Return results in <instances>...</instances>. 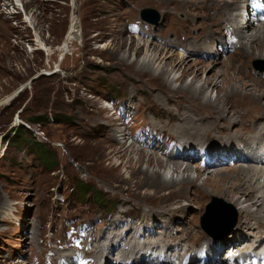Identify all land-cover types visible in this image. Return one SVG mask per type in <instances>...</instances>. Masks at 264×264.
Returning a JSON list of instances; mask_svg holds the SVG:
<instances>
[{"label":"rangeland","instance_id":"374dc122","mask_svg":"<svg viewBox=\"0 0 264 264\" xmlns=\"http://www.w3.org/2000/svg\"><path fill=\"white\" fill-rule=\"evenodd\" d=\"M161 1L0 0V264H50L53 255L54 262L59 260L57 263H62L66 261L68 255L74 256L73 250L64 247L62 240H67L68 235L79 226H83L86 233L90 232L84 239V251L95 264L91 228L98 227L103 220L111 222L121 206L128 207L129 210L124 217L130 221L127 225L137 223L148 211L160 214L174 211L177 216H167L165 225L154 230V237H182L180 242L183 249L194 248L196 255H191L194 260L198 252L203 251L201 250L203 241L195 243L193 240L196 232L186 236L192 228L186 226L185 222H179L176 208L180 201L169 196L168 190L158 193L155 189H148L152 194H147L148 197L145 198L146 189H140L143 197H137L130 192L134 196L131 198L130 206L121 203L119 198L122 201L127 200L126 193L129 188L125 181L130 177V171L125 170L127 156L118 155L124 154L123 149H118L122 144L115 147L100 141L101 138L111 137L109 134L110 132L113 134L111 125L119 130L123 122L125 126L129 125L133 134L130 132L127 145L131 144L130 139L134 137V132H137L138 140L145 134L147 141L150 139V142L155 141L156 145L153 148L146 144V150L148 153H156L155 157L160 160L167 159L164 152L170 148L172 152H176L179 143L182 146L184 140L189 141L187 146L194 148L190 153L196 154L194 160L189 162L190 175L193 179L200 176L196 183L198 186H201L212 173L216 174L218 171H222V176H214L215 179L218 177V180L224 181L226 185L228 183L231 185L230 183H235L240 175L238 166L264 167L263 163L247 161L244 156L232 154L233 158L237 157L238 160L234 168L229 164L211 169L210 172L201 169L202 150L215 151L227 144L235 147V144L231 145L228 143L229 140L214 136H207L206 141L199 142L200 140L190 136L188 131L178 129L179 124L162 122L160 117L167 116L161 109L165 101L161 100L159 94L163 93L145 85L138 90L141 79L155 87L165 85V82L160 78L153 80L149 75H139L131 67L134 66V61L142 60L147 54L145 48L142 55L135 56L133 51H130L134 43L143 44L146 39L149 41L154 39L159 45L166 41L179 42L176 39L179 37L183 40L186 29L191 32L196 27L197 31L192 33L195 37L205 26L202 13L209 11L206 10L210 8L209 5H214L211 1L206 3L203 0H195L201 2L197 5H187L184 0H175L176 3L170 0L171 4H163ZM248 4L250 5L251 1ZM145 9H153L158 15L154 13L144 15L142 12ZM173 19L178 23L173 22ZM245 21H248L247 17ZM73 22L77 23L80 31L69 44L67 37ZM132 24L139 26L138 35L131 32ZM179 28L180 33L177 32ZM149 30L153 33L151 38ZM225 38H223L225 43L215 47L213 52L203 51L191 56L192 60L190 59L186 66L176 68L172 72V66L168 67L171 75L167 79L172 84V89L190 84L193 79L192 72L198 71L200 67L204 68V63L208 67L200 70V78L195 82L196 87L201 86L205 77L213 76L215 71L221 70L223 63L229 60L232 67L228 71L230 73L228 78L234 79L233 83L232 80L230 82L231 87L239 83L240 79H244L240 72H250L253 79H260L256 83L264 87V59H252L248 65L241 67L234 50L228 47V43L238 42V39ZM172 50L175 54L186 55L182 48L172 47ZM117 53L127 57V64L118 63L115 57ZM231 56L234 57L229 59ZM184 74V78L179 81ZM217 78L218 81L223 80V76ZM248 85L251 87V84ZM230 86H225L227 91L230 90ZM209 89L207 96L214 101L217 89ZM133 95H136V98L133 97V100L135 99L133 103L137 109L133 115H129L125 112ZM104 99L115 100L116 104L121 106L119 113L122 111L124 113L118 116L117 106L114 105L112 111ZM262 102L264 103V99ZM163 105L174 111L171 104ZM129 116L133 120L131 124H127L130 121ZM32 118H39L43 122L31 123L28 119ZM252 123L255 125L261 122L254 119ZM21 126H25L29 132H21ZM99 127L105 130L103 135H100ZM15 129H18L16 134ZM238 129V124L232 125L229 134L239 133ZM5 135L12 138L11 143L4 140ZM163 137L166 142L161 140ZM13 140L18 142L13 143ZM170 142L176 146H170L173 145ZM37 144L45 146L50 156L54 158L55 165L52 168L46 167L39 158ZM133 144L135 148L143 145L137 140ZM238 144L239 142L236 145ZM229 149L225 151L229 152ZM263 150L264 147L259 153L261 154ZM132 157L135 158L134 155ZM215 157L218 160H214V163L216 162L214 165L224 163L230 158L227 154L223 158L220 155H214ZM189 160L179 155L175 161L187 165ZM128 166L135 167V163L131 162ZM142 169H147L146 163L142 164ZM156 170L165 178L170 179L172 176V173L164 168ZM261 174L263 173L259 175ZM78 181L86 185L88 192L84 197L74 191L78 189ZM251 183L258 190L254 196L262 195L261 192L264 190L260 189V185H264V175L260 180L254 179ZM209 190L211 191L210 188ZM221 196L209 197L200 211L192 205L190 210L185 212L211 245L212 251L207 252L204 249L210 255L208 264H230L226 257L232 259L237 251L255 257L258 251H264V228H258L257 220L251 221L254 228H247L245 220L239 214L240 206ZM239 196L240 201L245 202L246 197ZM214 198L219 200L216 202L218 207L230 213L235 219L234 223L230 222L227 229L222 230L223 233L216 231L218 237H213V234L206 230L207 222L203 220L208 214L207 207L213 203ZM261 207L257 205L252 211L255 213L261 211ZM212 222L214 220L211 216L208 225ZM82 237L83 234L78 236L81 239ZM230 244L234 248L230 250L232 254L227 255L226 248ZM118 250L119 248H116L114 254H117ZM57 251L60 253L63 251L65 258H57L55 255ZM113 263H116L115 257ZM192 264L200 262L195 260Z\"/></svg>","mask_w":264,"mask_h":264},{"label":"bare ground","instance_id":"6f19581e","mask_svg":"<svg viewBox=\"0 0 264 264\" xmlns=\"http://www.w3.org/2000/svg\"><path fill=\"white\" fill-rule=\"evenodd\" d=\"M184 1H186L187 5L201 4V2H197L195 0ZM203 1L206 3L211 1L214 3V5H209L210 8L206 9L209 11H205V14L202 13L201 16L203 17V24H205V26H203L204 29L200 31L197 36L194 37L192 35L194 31H197L195 30L196 27H194V31L192 30L191 32L186 29V36H184L183 40L179 37L176 39L179 42L166 41L164 44L159 45L156 43V40L154 41V39L151 41L143 39L145 40L143 44L134 43V46L130 51H133L135 56L138 57L142 55L143 49L145 48L147 54L142 60H138L137 62L134 61L133 64L135 67H131L134 68L135 72H137L139 75H149L153 78V80H158L160 78L165 82V85L161 84L160 87H155L152 85V83L141 79L138 83V90H141V86L145 85L154 91H160L164 94H159L161 100L165 101L164 103H169L174 107V111H171L167 108V106L163 105L164 103L162 104L161 109H163L167 115L166 117H160L162 122H172L174 124H179L180 126H177L178 129L181 130V128H183L184 130L188 131L189 135L197 137L200 140L199 142L206 141L207 136H214L218 139L229 140L228 143L230 144H235V147H231L229 144L224 145V147L221 146L222 148H219L215 156L220 155L223 158V156L227 154L229 157V153H231L235 156H244L245 160L247 161L264 164V150L261 154L259 153L261 148L264 147V103L262 102V99H264V87L259 86V84L256 83L258 82L257 80L260 79H256L255 77L254 78L256 80L253 79L250 72H240V75L242 74L244 79H240L241 81L239 83L235 82L236 84L231 87L230 82L232 80L233 83L234 79L228 78L230 77V73H228V71L232 67L230 60L228 62H224L221 70L215 71L213 76L211 75L209 77H205L203 79V84L199 87L195 86V82L200 78V70L208 67L204 63V68L200 67L198 71L194 70L192 72V82L188 85H182L179 89H172V84L169 83L167 79L171 75V72L176 70V68L186 66V63L190 59L192 60L191 56H195V54L198 53H203V51L213 52L215 47L218 45L222 46L225 43H223L224 37L238 39V42L235 41L236 43L231 42L232 39L229 41L231 43H227L228 47L230 46L229 48L233 49L235 55H237V60L241 62V67L248 65V62L252 59H264V24L259 20L251 19L252 15L250 11L252 8V3L250 5L248 3L252 0ZM161 3L171 4V1L162 0ZM172 3H176L175 0H173ZM239 11H243L244 14L243 12L239 13ZM245 17H247L248 21H245ZM173 22L176 23L177 21L173 19ZM78 31L80 30H78L77 23L73 22L67 37L69 44L74 38L78 36ZM177 32L180 33L181 29H177ZM148 34L150 35V38L153 35L151 30H149ZM162 40L165 39L162 38ZM123 42L124 41H121V43ZM172 47L182 48L186 55H183L182 53H178L179 55L175 54L172 50ZM234 56L229 57V59L233 58ZM115 57L117 58L119 64H127V57L120 56L118 53ZM170 66H172L171 72L168 70V67ZM184 76L185 74L178 80L181 81ZM218 76H223V80L218 81ZM248 84H251V87H248ZM226 85L231 87L229 91H227L225 87ZM209 88H212L213 90L217 89V96L214 101L207 96V92L210 90ZM133 97L136 98V95H133L130 98V103L127 107L128 110L125 112L129 115H133L134 111L137 109L134 106L133 102L135 99L133 100ZM154 107L156 108L155 103ZM105 109L107 110L108 108ZM115 114L116 113L114 112V115ZM117 119L116 121H122ZM254 119H257L261 123H255V125H253L252 121H254ZM236 124L239 125V133L235 135L229 134L231 126ZM120 125L122 126L121 130H119L116 126L111 125L113 127V134H111V132L109 133L111 137L101 138L100 141L115 147L122 144L118 149H123L122 151H124V154L118 153L119 151L117 153L119 156H127L126 160L128 161L126 163L127 166L125 170L126 172L130 171V177L125 181L129 188L127 190L128 192L126 193L127 200L122 201L119 198L123 205H129L131 203V198H134L130 192H132V194L137 197H143L142 192L139 190L146 189L144 190V197L147 198V194H152L148 192V189H155L158 193L168 190L169 196L180 201L176 208V212H178V216L180 218L178 219L179 222H185L184 224L186 226L192 228V230L188 231L186 236L193 234L192 232H196V236L193 238V240L196 241L195 243L203 241L202 250L204 251L205 249L207 252L212 251V249H210L211 245L208 243V239L207 241L205 240L206 237H203L202 233L196 229L197 227H195V224H193L192 221L188 219L185 212H188L190 210V206L192 205L196 206L198 211L202 210L205 202H207V199L213 195H222L221 197H224L230 202L232 201V203L238 207L240 206L239 214L242 215L243 220H245V225L247 228H254L251 221L256 220L258 228H264V191L261 192L262 195L259 194V196L255 197L254 193L258 190L254 188L253 183H251L254 179H261V176L264 175V167L252 165L238 166L240 175L235 180V183H230L231 185H229V183L226 185L224 181L218 180V177L215 179L214 176H222V171H218L216 174L212 173L210 177H207L201 183V186H198L196 183L200 176L198 175L197 179H193V177L190 175L191 165L189 162L194 160L196 154L190 153V151L192 152L194 148L187 146V144L190 143L189 141L184 140L183 144L181 142L182 146L179 143L178 149H175L176 152H172V150V153L165 154L167 157L166 160H160L155 157L156 153H148L146 150V144H143L138 148L137 146L135 148L133 143L127 145L131 128L129 125L125 126L124 122ZM99 128H101L100 135H103L105 130H103L102 127ZM247 134H250L251 136L248 137ZM232 139H236L237 141H233ZM136 140L139 144H141L138 139ZM244 140L245 142H243ZM122 141L124 143H122ZM238 142L239 147L236 145ZM157 147H159V145H157ZM185 147H188L189 150ZM228 148H230L229 152L225 151ZM179 150H181L180 153L178 152ZM159 151H161V149H159ZM197 151L199 154V150ZM206 152L213 151L206 150ZM133 155L135 158L132 157ZM179 155L187 158L188 160L190 159L188 163L186 162L187 165L175 161L176 156L179 157ZM115 159L118 160L117 157H115ZM215 159H217V157H215L214 160ZM131 162L135 163V167L128 166V164L130 165ZM143 163H146L147 165L146 170L142 169ZM157 168H164L165 170H168L169 173H172L171 178L168 179L163 175H160V172L158 173L156 170ZM260 173L263 174L259 175ZM190 188H192L191 190H193V192L190 191ZM260 189L264 190V185H260ZM239 195L246 197L245 202L240 201ZM257 205L262 207L261 211L259 210L255 213L252 211V209ZM127 209L128 207L125 206L119 207L111 222L103 220L100 222L98 227L91 228V234L93 233V253L95 254L96 258L95 264H114V257L116 262L115 264L148 263L146 262V257H148V255L151 257L154 251H159L160 247H163V249L169 251V256L172 253L175 255L174 258L170 256L171 259H175L177 261L179 259L181 260L182 258V262L189 253L195 252L193 247L183 249L184 247H182L180 242L182 237H154V230L157 227L165 225L164 223L167 216H177L174 211L169 212V214L168 212H163L160 214L157 212L151 213V211H148L142 215L137 223H131L127 225V223L130 222L124 218L126 216L125 214L129 212ZM219 217H221L222 223L216 224L212 222L205 227L206 230L209 229L207 231L212 232L209 233L213 234V237H218L215 234L217 230H219L220 233H223L222 230L227 229L231 221V218H229V214L226 211H223L221 214H219ZM129 233L130 235L128 236ZM116 248H119V250L117 254H114V250ZM62 253L64 252L62 251ZM62 253L57 251L55 255L57 258H65ZM68 257H71L69 264H72V254L68 255ZM192 261H194V259L191 258V262Z\"/></svg>","mask_w":264,"mask_h":264},{"label":"trees","instance_id":"16d2710c","mask_svg":"<svg viewBox=\"0 0 264 264\" xmlns=\"http://www.w3.org/2000/svg\"><path fill=\"white\" fill-rule=\"evenodd\" d=\"M28 121H30L31 123H35V124H41L43 122V120L39 119V118H32V119H28ZM21 132L25 131V132H29L25 126H21L20 127ZM18 131V129L14 130V133L16 134ZM4 140H6L7 142L11 143L12 138H10L9 135H5L4 136ZM17 140H13V143H17ZM38 145V150L37 153L39 154V158L42 160V162L45 164L46 167H50L52 168L55 165V160L54 158H52L50 156V153L46 150L45 146L43 145ZM78 189H74L75 192H77L79 195H81L82 197L87 195V189H86V185L84 182L82 181H78L77 183Z\"/></svg>","mask_w":264,"mask_h":264},{"label":"water","instance_id":"95a60500","mask_svg":"<svg viewBox=\"0 0 264 264\" xmlns=\"http://www.w3.org/2000/svg\"><path fill=\"white\" fill-rule=\"evenodd\" d=\"M146 13L148 14V13H154V14H156V15H158L157 14V12L156 11H154L153 9H145L143 12H142V14H144V15H146ZM144 19H145V16H144ZM22 90V89H21ZM20 92V91H19ZM18 92V93H19ZM18 93L16 94V96L18 95ZM219 200L217 199V198H214L213 199V203H211V204H209L208 205V207H207V211H208V214L204 217V222H207L206 224V226H208V219L212 216L213 217V220H214V223H216V224H220V223H222V221H221V217H219V214H221L224 210H222L221 208H219L218 206V203H216V202H218ZM228 213V212H227ZM229 214V218H231V221L230 222H235V219H233V216H231V214L230 213H228ZM207 230H209V229H207ZM208 232H210V233H212L211 231H208Z\"/></svg>","mask_w":264,"mask_h":264}]
</instances>
